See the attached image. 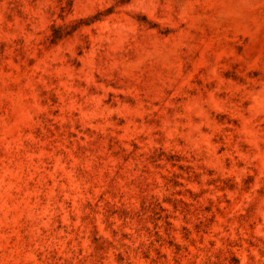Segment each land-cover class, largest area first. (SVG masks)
Wrapping results in <instances>:
<instances>
[{"label": "rangeland", "instance_id": "1", "mask_svg": "<svg viewBox=\"0 0 264 264\" xmlns=\"http://www.w3.org/2000/svg\"><path fill=\"white\" fill-rule=\"evenodd\" d=\"M0 264H264V0H0Z\"/></svg>", "mask_w": 264, "mask_h": 264}]
</instances>
